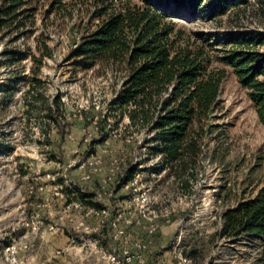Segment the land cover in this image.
<instances>
[{
  "label": "rangeland",
  "instance_id": "1",
  "mask_svg": "<svg viewBox=\"0 0 264 264\" xmlns=\"http://www.w3.org/2000/svg\"><path fill=\"white\" fill-rule=\"evenodd\" d=\"M87 8L75 7L73 16L62 12L46 20L40 12L31 34L5 31L0 35V264H43L49 258L52 264L62 259L63 264H101L103 258L89 254L90 245L80 249L88 236L72 225L66 224L58 233L47 229L41 238L24 225L36 220L37 214L48 225L58 220L63 208L58 196L49 191L30 195L27 187L37 176L49 171L62 175L64 168L73 164L70 177L97 191L115 158H122L124 166L135 165L143 174L142 189L148 191L146 207L155 216L158 229L151 236L144 222L130 229L134 239L150 241L146 264H179V253L192 260L190 264H258L264 244L261 238L215 236L224 210L254 197L264 187V125L234 69L215 64L226 68L228 75L214 113L196 126L198 131L202 126L205 130L199 132L195 177L189 176V169L185 176L190 177V183L185 187L177 178L179 170L162 167L161 154H154L155 133L141 123H131L128 114H122L114 103L124 73L103 65L83 70L71 57L89 20ZM181 17L179 23L188 31L217 35L263 31L264 0H250L217 19L211 16L207 3L192 21L189 10ZM44 43L53 49L52 57H42L39 48L43 50ZM58 105L61 127L48 111ZM103 131L111 136L108 147L112 152L104 156V174L100 176V172L86 183L78 165L88 158L90 142L94 141V151L105 149ZM87 132L93 133L92 141H85ZM109 189L114 193L108 202L111 207L134 209L131 192L117 185ZM23 233L27 237H19ZM12 240V244L24 241L34 247L14 259L7 250ZM101 244L109 249L112 242L107 238ZM67 246L72 247L70 254L54 256L57 249ZM192 251L194 257L187 256Z\"/></svg>",
  "mask_w": 264,
  "mask_h": 264
},
{
  "label": "trees",
  "instance_id": "2",
  "mask_svg": "<svg viewBox=\"0 0 264 264\" xmlns=\"http://www.w3.org/2000/svg\"><path fill=\"white\" fill-rule=\"evenodd\" d=\"M249 1L0 0V35L5 31L31 34L40 12L46 20L62 12L73 16L71 9L88 7V23L71 57L83 70L103 65L124 73L114 103L122 114H128L131 123H141L155 133L154 154H161L162 167L178 169L177 178L188 187L189 176L195 177L199 132L205 130L202 126L198 131L196 126L214 113L228 75L226 68L216 63L234 69L264 125V27L263 31L221 35L188 31L179 23L181 13L189 10L192 21L207 3L211 16L217 19ZM52 50L46 43L43 50L39 48L42 57H52ZM48 111L61 127L59 105ZM102 135L105 139L108 134L103 131ZM133 169H129L128 178ZM189 169L192 173L186 177ZM221 220L216 237L238 240L257 236L264 243V187L254 197L224 210ZM194 251L187 256L194 257ZM258 264H264V244Z\"/></svg>",
  "mask_w": 264,
  "mask_h": 264
},
{
  "label": "built area",
  "instance_id": "3",
  "mask_svg": "<svg viewBox=\"0 0 264 264\" xmlns=\"http://www.w3.org/2000/svg\"><path fill=\"white\" fill-rule=\"evenodd\" d=\"M96 126L100 132L97 123ZM85 136L86 142L93 140L92 132H87ZM110 137L109 135L105 139L102 138V142L106 141L107 146L101 152L92 150L95 148L92 146L94 141L90 142L91 151L88 158L78 165L83 170L82 180L84 182H90L95 175L102 172L104 156L112 152L108 147ZM123 162L122 158H115L108 165L107 173L99 181L97 191L88 190L87 187H83L70 177L68 171L73 164L65 167L62 175L59 172L49 171L37 176L34 183L27 187L28 194L36 195L49 191L53 196H58V199L63 201V208L58 213V220L51 221L48 225H46L44 219L39 217V214H37L36 220L27 221L24 225L30 227L32 232L36 233V237L41 238L47 229L51 233H58L65 230L66 224H70L76 230L88 236L86 240H83L80 249H83L87 244L90 245L91 252L89 254L94 253L100 259L103 258L101 264H146L145 254L148 251L150 241L134 239L130 229L144 222L146 223V231L151 236L156 233L158 226L152 211L146 207L149 195L147 188L146 190L142 189L145 186L143 174L139 169L134 168L131 177L128 178L129 169L135 167V165L124 166ZM75 164L77 163L75 162ZM103 174L102 172L100 176ZM15 176H18V174ZM112 185H117L119 189L131 192V202H135L133 203L134 209L118 210L109 205L108 202L114 195L113 191L109 189ZM52 199L54 198L52 197ZM133 210H135L134 213L137 216L133 213ZM92 219L96 221L94 224L90 223ZM21 236H23L22 238L27 237L25 233L19 237ZM107 238L112 242V245L109 249H104L101 244L102 239ZM12 243L13 240L7 244V250L14 259L21 251L34 247L33 243L24 241L18 244ZM71 252L72 247L67 246L57 249L54 256L70 254ZM178 258L180 260L179 264H190L192 262V260L184 257L182 253H179ZM52 261L49 258L43 264H51Z\"/></svg>",
  "mask_w": 264,
  "mask_h": 264
},
{
  "label": "crops",
  "instance_id": "4",
  "mask_svg": "<svg viewBox=\"0 0 264 264\" xmlns=\"http://www.w3.org/2000/svg\"><path fill=\"white\" fill-rule=\"evenodd\" d=\"M62 261H63V259H62ZM62 261L60 260V261L54 262L53 264H63Z\"/></svg>",
  "mask_w": 264,
  "mask_h": 264
}]
</instances>
